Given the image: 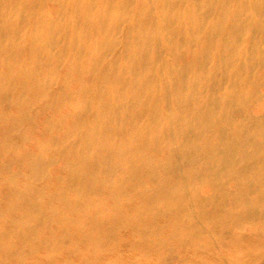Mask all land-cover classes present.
<instances>
[{
	"label": "bare ground",
	"instance_id": "bare-ground-1",
	"mask_svg": "<svg viewBox=\"0 0 264 264\" xmlns=\"http://www.w3.org/2000/svg\"><path fill=\"white\" fill-rule=\"evenodd\" d=\"M175 257L264 264V0H0V264Z\"/></svg>",
	"mask_w": 264,
	"mask_h": 264
},
{
	"label": "rangeland",
	"instance_id": "rangeland-1",
	"mask_svg": "<svg viewBox=\"0 0 264 264\" xmlns=\"http://www.w3.org/2000/svg\"><path fill=\"white\" fill-rule=\"evenodd\" d=\"M111 56H113V54H109L107 57L108 58H110ZM3 109L5 110V111H8V112H10L11 110H12V107L10 106V105H8V104H4L3 106ZM33 133H34V135L35 136H41V129L38 127V128H36V129H34V131H33ZM136 254H138L137 252H136V249H134V248H132V247H129V248H121V249H119L117 252H116V256L117 257H122V259H124V260H126V261H129V260H132L134 257H132L133 255H136ZM112 259V258H111ZM153 260H151V257H147L145 260L143 259L142 260V263H147V262H149V261H158V259H155V258H152ZM108 261H111L110 259H108ZM182 260H181V258L180 257H175L174 259H172V264H182V263H180ZM210 262V261H209ZM210 263H213L212 262V260H211V262ZM183 264H188V263H183ZM214 264V263H213Z\"/></svg>",
	"mask_w": 264,
	"mask_h": 264
}]
</instances>
